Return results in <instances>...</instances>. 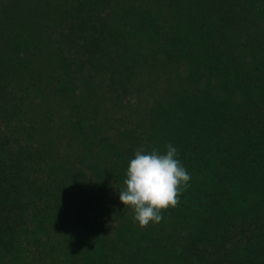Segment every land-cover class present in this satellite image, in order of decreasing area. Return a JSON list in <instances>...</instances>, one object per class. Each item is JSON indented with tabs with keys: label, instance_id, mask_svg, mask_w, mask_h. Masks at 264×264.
<instances>
[{
	"label": "trees",
	"instance_id": "obj_1",
	"mask_svg": "<svg viewBox=\"0 0 264 264\" xmlns=\"http://www.w3.org/2000/svg\"><path fill=\"white\" fill-rule=\"evenodd\" d=\"M154 69L175 99L145 147L191 180L121 240L111 106ZM0 264H264V0H0Z\"/></svg>",
	"mask_w": 264,
	"mask_h": 264
},
{
	"label": "clouds",
	"instance_id": "obj_2",
	"mask_svg": "<svg viewBox=\"0 0 264 264\" xmlns=\"http://www.w3.org/2000/svg\"><path fill=\"white\" fill-rule=\"evenodd\" d=\"M165 147L163 154L159 149L146 152L137 148L119 190V200L133 210L140 227L159 223L162 212L177 207L180 195L189 187L191 175L178 158V149L172 144Z\"/></svg>",
	"mask_w": 264,
	"mask_h": 264
},
{
	"label": "rangeland",
	"instance_id": "obj_3",
	"mask_svg": "<svg viewBox=\"0 0 264 264\" xmlns=\"http://www.w3.org/2000/svg\"><path fill=\"white\" fill-rule=\"evenodd\" d=\"M156 58L158 59V57H156ZM147 64H149V62ZM153 71H154V72H152L153 76H151V77L149 76V78H148V75L143 76L144 80H147V78H148V80L146 81L145 84L142 82L141 78L139 79L141 89H140V94H138V99L136 100V101H138V105L134 106L133 111L127 110V108L124 105V101H123V107H122V103H121V105H119V102L117 100H115L116 101L115 105L111 106V107L116 108L113 111L114 112L116 111V114H119V117L122 120L124 119V120H126V122L129 123V119L131 117V121H132L131 124L130 125L124 124L125 129H127V131H128L127 136H129V137H127L128 138V142H127L128 144L125 145L126 148L124 147V151L126 152L127 155H130V159L134 158V154H135V151L137 150V148L143 147L146 152L150 151V150L146 149L145 142H148L150 139V136L153 134V131H152L153 125L151 123V119L154 117V116H152L154 113H152V112L155 111L156 107L157 108L159 107L160 102L164 101V104H165L167 102V99L170 98V100L172 99V101H173V99H175V93H172V94L165 93L166 95H163L164 90L174 89L171 86L173 83L171 84L170 82L166 81L162 85H159L160 84L159 81H157V79L155 78L156 74H158V71L155 69ZM175 84H177V82H175ZM182 84L183 83L181 82L180 84H177V85L181 86ZM127 87H129V86H127ZM159 87H161L160 90H158ZM128 89L129 88H127L126 91L123 90L121 92L122 95H123V92H124V94L127 93ZM117 94H119V92ZM106 95L108 96L109 92H107ZM170 107L171 106L169 105V108ZM187 112H189L188 109H187ZM184 114H185V112H184ZM116 116H118V115H116ZM122 120L119 123H122ZM127 125H129V126L127 127ZM111 127H113L114 130L116 131V127L113 124H111ZM123 131H126V130H123ZM147 131L150 132V135H147ZM166 131L167 130H164V132H166ZM120 132H122V131H120ZM164 132H162L161 135H163ZM109 133L111 134V137H112L111 141L115 142V140L116 141L118 140L119 142H121L120 148H122V146H123L122 143L125 140V137L121 136L120 137L121 139H116L114 134L112 133V129ZM109 137H110V135H109ZM109 141H110V138H109ZM124 158H127L126 155H124ZM106 174H107V172H106ZM102 183H104V180L102 181ZM112 185H114V183H110L109 188H111ZM115 185H114V189H115ZM120 187H122L121 184L119 185L118 188H120ZM118 188L115 191L119 190ZM112 189L113 188H111V190H110L111 192H112ZM114 189H113V192H115ZM112 195H114V193ZM113 200H115V202L118 204V207L119 206H121V207H119V208L117 207L118 209L116 208L114 213L111 214V216H110L111 218L108 219L109 226L111 228H113V227H115V225L118 222H120L121 224H120V229H110L109 232L113 233V234L115 232L117 234L118 239L123 240V238H121L122 233H124L123 231H121L122 228H126L127 226H129L133 223H137V222H135L133 219L134 213L132 210L131 211L128 210L127 212H123L122 210L125 207L123 205V203L116 197L113 198ZM129 233H131V232H129ZM131 234H133V233H131ZM126 250L131 251V247L127 246Z\"/></svg>",
	"mask_w": 264,
	"mask_h": 264
}]
</instances>
